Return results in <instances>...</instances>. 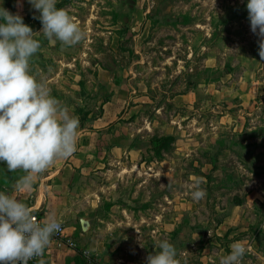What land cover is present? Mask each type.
<instances>
[{
	"label": "rangeland",
	"instance_id": "374dc122",
	"mask_svg": "<svg viewBox=\"0 0 264 264\" xmlns=\"http://www.w3.org/2000/svg\"><path fill=\"white\" fill-rule=\"evenodd\" d=\"M246 5L57 0L85 39L35 36L32 73L89 133L105 174L86 183L116 205L126 247L158 252L168 240L181 264H220L239 242L242 264H264V60ZM0 6L41 30L28 0Z\"/></svg>",
	"mask_w": 264,
	"mask_h": 264
},
{
	"label": "clouds",
	"instance_id": "9594fccd",
	"mask_svg": "<svg viewBox=\"0 0 264 264\" xmlns=\"http://www.w3.org/2000/svg\"><path fill=\"white\" fill-rule=\"evenodd\" d=\"M28 2L40 13L39 32L24 23L21 15L0 6V162L9 172L24 173L15 191H30L58 159L66 160L77 151L80 138L79 118L69 115L46 83L32 73L31 59L41 48L35 38L39 33L64 47L75 46L86 33L66 10L56 7L57 0ZM246 7L251 30L259 37V57L264 60V0H247ZM206 194L199 182L191 192L195 201ZM61 224L54 216L38 223L25 203L0 192V264H28L42 257L52 236L62 230ZM155 247L160 251L149 254L146 264H181L177 249L168 240ZM230 247L220 264H242L246 248L239 242Z\"/></svg>",
	"mask_w": 264,
	"mask_h": 264
},
{
	"label": "crops",
	"instance_id": "0c3cea01",
	"mask_svg": "<svg viewBox=\"0 0 264 264\" xmlns=\"http://www.w3.org/2000/svg\"><path fill=\"white\" fill-rule=\"evenodd\" d=\"M87 134L80 125L77 151L66 160L58 159L35 180L30 191L14 190L15 183L24 175L21 170L9 172L6 165H0V192L15 196L43 221L54 216L62 223L68 222L64 225L63 241L73 240L77 246L57 245L51 238L41 258L44 264H88L84 250L92 258L90 264H146V257L155 252H140V249L126 247L120 242L117 226L123 219L115 215L116 205L107 210L112 203L106 205L96 192L94 195L99 199L92 196L88 184L97 185L95 178L105 173L101 170L103 166L92 165L97 152L86 149L91 142V139L87 141ZM87 177L94 180L87 184ZM85 216L90 219V227L83 232L79 218Z\"/></svg>",
	"mask_w": 264,
	"mask_h": 264
},
{
	"label": "built area",
	"instance_id": "2783aa9c",
	"mask_svg": "<svg viewBox=\"0 0 264 264\" xmlns=\"http://www.w3.org/2000/svg\"><path fill=\"white\" fill-rule=\"evenodd\" d=\"M31 214L33 215V217L36 219V221L38 223L44 222L43 219H41L36 213H31ZM61 229L62 230L60 232H57L52 236V238L57 241V245H66L67 247L75 248L77 246V244L73 240L67 239L66 242L63 241V239H64L63 234H64V230H65V226L63 225V223L61 224ZM83 254L86 257L87 263L90 264L92 261V258L89 255V253L86 250H84ZM42 257H43V255H42ZM42 257L31 259L28 261V264H37L41 260Z\"/></svg>",
	"mask_w": 264,
	"mask_h": 264
},
{
	"label": "water",
	"instance_id": "95a60500",
	"mask_svg": "<svg viewBox=\"0 0 264 264\" xmlns=\"http://www.w3.org/2000/svg\"><path fill=\"white\" fill-rule=\"evenodd\" d=\"M79 226H80L81 231L83 232L87 231L90 227L89 217L85 216V217L79 218Z\"/></svg>",
	"mask_w": 264,
	"mask_h": 264
}]
</instances>
